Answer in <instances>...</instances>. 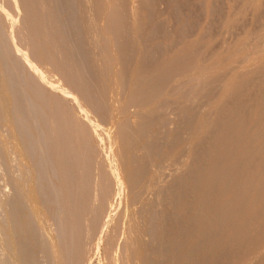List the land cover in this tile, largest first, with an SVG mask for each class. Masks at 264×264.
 Wrapping results in <instances>:
<instances>
[{
	"label": "bare ground",
	"instance_id": "1",
	"mask_svg": "<svg viewBox=\"0 0 264 264\" xmlns=\"http://www.w3.org/2000/svg\"><path fill=\"white\" fill-rule=\"evenodd\" d=\"M150 1L151 0H145L144 2L142 0H0V121L2 122V123H0V145H1L0 147L4 146L3 145L4 142H6V144H7L6 151H4V147H5L4 146L2 149L0 148V150H2V153L1 152L0 153H1L2 158L3 159L5 158V160H3V162L8 160V159H6V157L9 158V161L10 162H11V160L14 161L15 165L11 164L12 162L8 163V164H11V166H9L8 164L7 165L10 168L12 167V165H13V167L15 166L16 171H18V173H17L18 176H16V174H15L11 178V180L13 182L11 181V183H9L10 178L9 179L7 178L8 183L10 184V188L13 190L14 197L11 195L12 192L11 193L8 192L11 195L10 198H13V199L9 200V198H8L7 199L8 201L6 200L7 202H3V204H2V206L4 208H8L7 209L8 216H7L6 222L9 224V226H11V228H10V230H7V231H10V233H12L11 235L13 236V238H15L14 239L15 243L9 244L10 241H8L9 243L5 242V241L9 240V238L7 239V237H6L7 240L4 238L5 241H3L2 246H0V264H43L45 262H46L45 264H82V263H80V259H79V261H77L73 258L75 256L80 255L79 254L80 250L78 251L77 247H81L83 249H84V247L77 245L76 249H75L74 245L77 243L78 244L81 243V240L83 241V239H88V237H91L94 234H96V235L99 234V238L96 239L97 240V242H96L97 247L99 245H101V242H103V239H109L108 238L110 236L109 230L111 229V225H109L110 215L108 214V213H111L108 211L109 210V200L113 194L117 195L118 197H122L124 192H126V194H128L130 196L129 197L130 199L128 200V204L126 205V209L133 210V211H132V213H130L129 215L126 216V222L124 223V221H123L122 224H120L121 225L120 228L113 230L115 232L114 233L115 235H113V237L110 236L111 241L112 240L114 241V239L119 240V242L117 241L119 244L117 243V245H114L113 242H111V241L108 242V244H107L108 248H107V250L105 249V251H106L105 255L107 256L108 264H115V262H116V261L114 262L115 259L113 258V256H114L113 252L114 251L118 254L120 253V257L118 260L121 261V264H147V259H149V258L151 259L152 254H153V253H151V250H152L151 248H153V246H151V245L153 243V240H155V236L158 238L159 237L162 238L163 241L167 240L166 239V237H167L166 233L164 234V235H166L165 236L166 240L163 239L164 236L162 237L161 236L162 234L159 236L157 234V231L159 229L158 230H156V229L160 225L159 226L157 225L158 226V227L156 226L157 228L154 225H152L153 224L152 221L154 219L153 215L155 214L157 216L158 214L156 213V211H158V210L156 208L151 207V206H154L153 205L154 203H158V201H160L161 203L163 202V204L165 205L164 207L166 208V209L165 208L164 209L167 210V207H166L167 202L164 203V201H166L167 199H168V201L170 200L168 198L169 196L167 197L166 195H169V191L172 189V187L174 185H176V183H178L182 179V177L186 178L183 175H187V173L191 172V174L190 173L189 174L192 177V175L195 172L197 173L198 167L196 166L197 167L196 168L194 166L196 169L195 170V169H192L193 167L191 166V164H193V159H194L193 155H194V152L197 153V151H198L197 148L199 147V145H201V146L203 145L202 141H204L203 143L206 142V144H205L206 146L205 147L202 146L203 150L205 151L206 149H204V148L208 147L207 146L208 145L207 139H210L209 137L212 135L211 134L209 137L207 136L209 134L208 131L211 130V129H209L210 123L208 124V121H210L209 117H211V116L214 117L213 115L215 114V112L212 111L213 112L212 113V112L206 111V112H209L210 114L212 113L213 115L211 114V116H210V114H208L209 115L207 117V118H209V119H207L208 121L204 122V120H202L204 123H201L200 120H198L196 118V121L198 120L201 123L200 124L201 126L198 125V128L194 129V131H193V125L191 126L192 131L190 130V128L188 126L187 129L190 132L186 129V127H185V129L187 131H185V129H183L184 125L180 121L181 116L178 113L181 112L182 114L185 115L186 121L183 118L184 124H186V122L192 120L191 118H189V115H188L189 113H186L187 112L186 110L190 111L192 109L191 107H189V106H191L192 101L190 102V105H189V103L186 104L185 101L186 102L190 101L191 98L189 99V95H191V93H193L195 91V88H193L195 86L197 88V86L201 85L202 86L201 92L198 90L199 91L198 93H202V88H204L203 84L206 83V84H208L207 86H209V81H210L209 78L212 74L214 75V73L212 70L207 71V70L203 69L202 68L203 66L202 67L200 66L201 69H199L200 67L199 68L197 67V65H196L197 63L195 61H194V63H196V64H194V65H193V61H191L192 64H190V60L188 63L187 59L190 57V53L187 54L189 57L187 55L181 56V59L183 60L182 61L183 65H180L181 70L177 69V68H179V66H178L179 64L178 63H177L178 65L176 64V61H177L176 56L173 57V59L171 60V63H167V64H161L162 62L158 63L157 62L158 58L160 59V57L164 54V51L162 50L163 52L160 54V52L157 49H155V52H158L157 55L159 54L157 56L158 58H156V59H154V57H152V55H151V54L155 53V52L153 53V51H154L153 48H155L156 45H158L157 44L158 41H157V43H154L155 45H153V46H155V47L150 48L152 50V53H150L151 52L150 49H149L150 52L142 49L143 46L141 47L140 43H142V45L144 43H143V41L140 42L141 37L138 38L139 36H141V33H139V29H141V31H142L141 26H143L142 24L145 23L144 14H145V12L147 13L146 10L149 7H151L150 5H152V4H150L151 3ZM163 1L160 0L159 4H161V2H163ZM252 1H253V3L255 2L254 0H252ZM165 2L159 6L160 10H159V8H157L159 10L158 11L159 13H157V10L155 9L157 7V4L155 3V7L153 6L152 8L155 9L157 14L152 13V15L154 14V15L158 16V15H160V11H163V12H161V14L162 15H163V13L166 14L167 18L166 17L165 18L168 20V24L166 25V28L168 29L167 26H169V30H171L172 24H174L173 21H175L174 17H173L174 16L173 12H174V9L176 8V7L173 8V3L175 5L177 0H176V2L174 0H168V2H167L168 4L166 3L168 6L165 4ZM144 6L146 7V10L143 13V7ZM162 6H163L164 10L161 8ZM188 6H190V5H188ZM145 7H144V9H145ZM236 8H238V7H236ZM154 9H152V10H154ZM215 9H217V8H215ZM152 10L150 9L151 12H152ZM184 10H186V9H184ZM245 10L247 11V9H245ZM261 10L264 11V9H261ZM189 11H190V9H189ZM149 12H148V15H149ZM201 12H202V10H201ZM180 14H179V16H180ZM259 14L261 15V13H259ZM260 15H258V16H260ZM261 16H263V15H261ZM160 17H161V15H160ZM259 18H261V17H259ZM179 19H180V17H179ZM184 19H185V17H184ZM150 21H151V19H150ZM184 22H185V20H184ZM245 22H247V21H245ZM156 24H157V22H156ZM160 24H162V23H160ZM185 24H187V23H185ZM144 25H146V23ZM240 25H243V23ZM248 25H249V23H248ZM263 25L264 24H262L261 28L262 27L264 28ZM184 26L186 27V25H184ZM184 26H183V28H185ZM187 26H190V25H187ZM252 26H254V25H252ZM152 27H154V25ZM193 27H194V25H193ZM210 27H212V26H210ZM258 27H260V25ZM157 28H160V27H157ZM161 28H163V27L161 26ZM183 28H182V30H183ZM233 28H235V27H233ZM240 28H239V30H240ZM174 29H176V28H174ZM174 29H172V30H174ZM227 29H228V27H227ZM146 30H148V29H146ZM149 30H150L149 31L150 33L148 32V34H147L148 36H151V34H154L153 32H155V31H152L151 28ZM159 30L160 29H158V32H159ZM245 30H246V28H245ZM164 31L166 33V34L164 33L165 35H167V33H169L167 30H164ZM171 31L169 33V36L171 34ZM180 31H181V29H180ZM145 32L146 31L144 30L143 36H146V34L144 35ZM241 32H243V31L241 30ZM254 32L257 33L258 31L255 30ZM155 33L156 34H154V35H157V36L152 35V37H149V38H151V39L153 37L157 38L158 34L161 33V31L159 33H157V32H155ZM183 34H185V33L183 32ZM187 34H186V36H188ZM195 34H196V31H195ZM231 34L234 35V33H231ZM252 34L249 33V36ZM203 35L204 34H202V36ZM173 36H174V34L172 33L171 38L170 37H167V38L172 39ZM206 36H205V38H206ZM238 36H240V35H238ZM253 36H254V38L256 37L255 34ZM159 37H158V39H159ZM174 38L175 39L173 42L176 44L177 41L175 42V40H178V39H176V36H174ZM250 38H251V36H250ZM139 39H140V41H139ZM257 40H260L259 37L257 38ZM148 41H150V39ZM174 43H172V44L174 45ZM178 43L181 44V42H178ZM185 43H187V42H185ZM248 43H249V41H248ZM161 44H164V43H161ZM169 44H171V43H169ZM224 45H227V44H224ZM258 45H260V48L259 49L253 48L254 50H252L251 54L259 56L260 53H264V37H263L262 42H260V43L258 42ZM161 46L163 47V45H161ZM168 46H170V45H168ZM176 46H177V44H176ZM176 46L174 45L173 48H175ZM231 46H232V44H231ZM253 46H251V48ZM145 47H149V46L146 45ZM158 47H160V46L158 45L156 48H158ZM242 47H241V49H242ZM246 47L247 46H245V49H246ZM173 48H172V50H173ZM237 49L240 50L239 48H237ZM166 50H169V47ZM169 51H171V49ZM169 51H168V53H169ZM191 52H192V50H191ZM206 52H209V51H206ZM234 52L233 53L236 54V51H234ZM155 55H156V53H155ZM155 55H153V56H155ZM202 56H204V55H202ZM253 57H255V56H252V58ZM192 58H194V56ZM246 58H248V57H246ZM196 60H198V59H196ZM239 60H240V58H239ZM200 62H201V60H200ZM251 62H252V60H251ZM259 64H257V65H259ZM176 66H178V67L176 68ZM255 66L256 65H254V66L252 65L250 67L247 66L250 68V69L248 68V71H249L248 73H250L253 70V69H251V67H253L254 70H256ZM195 67H197L199 70H198V75L196 76V78H193L192 73L195 69H197ZM210 69H208V70H210ZM259 69L260 68H258V71H259ZM175 70H177L176 71L177 75H175V73H176V72H174ZM244 73H245V71L243 72V74ZM240 74L241 73H237V78H236L237 80L241 77V75H243V74H241V75ZM222 75H223V73H222ZM222 75L220 74V76H222ZM238 75H239V77H238ZM260 75H261V73H260ZM251 77H252V75H251ZM253 77L255 78V75ZM261 77L262 76H260V78ZM224 78L226 79V77H224ZM224 78H222V79H224ZM222 79H220V80H222ZM236 79H234V81L230 84V86H229L230 82H227L228 80H225V81L223 80L224 81V84L222 83L224 86L223 88L225 89V88L231 87L233 89L235 86H238V88H239V84L241 81L239 82L238 85H236L237 84ZM247 80L248 79H246V81ZM249 80H251V79H249ZM255 80H257V79H255ZM260 80H262V79H260ZM230 81H232V80H230ZM262 81H264V79ZM217 82H216V84H217ZM245 82H244V84H245ZM219 83H218V85H219ZM257 84H258V82L256 83V86H257ZM261 86H262V84H261ZM217 87H219V86H217ZM217 87H216V89H217ZM246 88H247V86H246ZM257 88H255V89H257ZM181 90L183 92H185L184 94H186L188 96V100L184 101L183 100L184 98H180V97H179V99H177V97H178L177 91L181 92V94H182L183 92ZM220 90H221V88H220ZM225 90H227V89H225ZM243 91H241V92H243ZM261 91H264V89L263 90L261 89ZM203 92H205V91H203ZM210 92H212V91H210ZM236 92H238V90ZM217 93H219V92H217ZM232 93H234V92H232ZM178 94H180V93H178ZM194 95L195 94L193 93V96ZM235 95H236L235 97L239 96L237 93ZM253 95H255V94H253ZM253 95L251 94V97H253ZM207 96L208 95H206V97ZM241 96H243V95H241ZM195 97H197V96H195ZM198 97H199V95H198ZM204 97H202V95H201V98H204ZM212 97H213V95L211 96V98ZM185 98H187V97H185ZM180 99H182L184 101L182 103L183 104L185 103V108L182 107L183 106L182 104L178 103V100H180ZM250 99H252V98H250ZM263 99L264 98H262V101H263ZM192 100H195V99H192ZM201 100H203V99H201ZM201 100H199V101H201ZM256 100H257V98H256ZM242 101H244V100L242 99ZM249 101L251 102V100H249ZM204 102H205V99H204ZM207 102H209V101L207 100ZM180 103H181V101H180ZM231 103H232V105L237 104V102H232V101H231ZM209 104H211V103H209ZM254 104H256V103H254ZM186 105H188L187 108H191V109H187ZM208 106H207V108H208ZM201 107H199V108L201 109ZM241 107L244 108L243 105ZM216 108H218V107H216ZM223 108H224V106L222 107V110H223ZM234 108H235V106H234ZM237 108H238V106H237ZM180 109H182V111ZM200 109H198V110L201 111L202 109L201 110ZM232 110H233V108H232ZM236 110L238 111V109H236ZM242 110L243 109H241V111ZM263 110H264V108H263ZM183 111L185 113H183ZM193 111L197 112V114H198V111L196 109ZM217 111H219V110H217ZM223 111H221V112H223ZM245 111H248V110L246 109ZM245 111H244V113H245ZM252 111H251V113H252ZM259 111H262V110L260 109ZM158 112L160 113V115H158V117H157L156 115ZM195 112H192L190 114L194 115L193 113H195ZM225 112H227V111H225ZM225 112L222 113V114H224L223 116H225ZM229 112H231V111L229 110ZM228 113H227V115H228ZM246 113H248V112H246ZM153 115H154V117H153ZM206 115H207V113H206ZM240 115H241V113H240ZM252 115H253V113H252ZM261 115H262V112H261ZM177 116H178V118H177ZM242 116H241V119L243 118ZM160 117H162V120ZM218 117L219 116H217V118ZM248 117H249V115H248ZM176 118L179 119V122L177 121L179 124L178 126H176V124H177ZM187 118H189V119H187ZM235 118H237V117H235ZM204 119H206V118H204ZM259 119H260V117H259ZM223 120L225 121V119H223ZM224 121H223V125H224ZM239 121H240V119L238 117L237 122H239ZM150 122L155 123V125L153 123H151L152 127H153V125L154 126L157 125V127L155 128L156 131H157V129H159L158 124L160 122L161 123L164 122L163 125H165V127H167V128H164L165 131L167 132V136H169L168 138H174V140H173L174 142H178L180 144V142H182L184 140V139L180 138L181 136L180 137L178 136V138H180L179 140H182V141H178V138L175 137L178 134L177 133L178 131H181V133L182 134L184 133V135L187 132L185 139L188 140L187 137L189 136L188 137L189 141H187V143H185L186 147H185V145L181 146V147L185 148L184 150H186V151L183 150L184 151L183 152L181 149V151L183 152L182 153L179 150L182 153V156H180L181 154L177 155V156H179V158L181 157L182 159L181 158L180 159L182 161L181 162L179 161V163H178L179 159H176L177 160L176 163H178L177 165H176V163L174 164V161H173V159L176 156V153L174 151L170 150L171 148H175V147L177 148V146H176L177 143L175 144L173 142L174 143L173 144L171 141V145L173 144V146H175V147H172V146L170 147V144H168L170 147V149H168L170 151V153H167V155L164 154L165 157L162 156L163 158H161V159L165 158L164 160L166 163H164L163 165H165V164L166 165L164 166V170H162L163 168H161V170H160L162 163L160 164L158 162L159 165H157V167L161 165L160 167H158L161 172L159 170L157 172L155 170H154L155 172L154 171H152L153 173L151 172V174L157 173L155 175H158V172L160 173L159 177L157 176L158 179L156 181V184L155 185L151 184L152 186H148V185L146 186V183L143 182V183H145V185H144L145 187L143 188L142 181L144 179H143L142 175L145 176V174H143L142 171H143V169H145V171H146L147 166L152 165L153 161L151 160L152 163L150 164L149 160L151 158L149 159L148 156L149 155L150 156L155 155V153L153 154L152 150H154L153 146L157 145V144L156 145L154 144V143H156L154 141L148 142L149 140L152 139L151 138L152 135L149 134V132H151L152 129H150L149 132L145 129H146L147 125H149ZM243 122H244V120H243ZM180 123H182L181 126L183 128L180 126ZM216 123H218V122H216ZM233 123H235V122H233ZM220 124H221V122H220ZM227 124H225V125H227ZM103 125L109 126L110 131L105 130ZM237 125H238V123H237ZM253 125L250 127H253V128L257 127V129H258V126H259V128L261 130L264 129V128H261L260 125L255 126L256 121ZM159 126H162V125L160 124ZM179 126H180V128H179ZM214 126H213V128H214ZM238 126H240V125H238ZM262 126L264 127V125H262ZM177 127H178V129H177ZM217 127L218 126H216V129H217ZM226 127H228V126H225V128ZM243 127H244V125H243ZM221 128L223 131L224 127L221 126ZM231 128H230V131H231ZM160 129L161 130H158V131H160V133H161V131L163 133H165L164 129L162 127H160ZM174 129L177 131L176 134H175ZM195 130H196V132H195ZM213 130H212V132H215ZM218 130H220V128ZM261 130L258 131V133L255 136H253V134H252V136L255 138H256V136H258L259 138H261L259 136L260 134L263 133ZM145 131L148 132V134L150 135L149 136L150 138H149V140H146L145 144H143V143H140V141L143 139V137L145 135H147V133ZM158 131L156 134H158ZM244 131H242L240 133H244ZM246 131L247 132L249 131L248 133L250 134V129L246 130ZM255 131H253V132L256 133ZM11 132H13L15 135ZM155 132L154 133L151 132L153 134V136H152L153 139L155 136H156L155 137L156 139L158 137L164 136L163 133H161L163 135H161L159 133L158 134L159 136L157 137V135H155ZM209 132L211 133V131H209ZM144 133H145V135H144ZM182 134H180V132H179L178 135H182ZM233 134H234V132H233ZM233 134H232V137H234ZM218 135L219 134H217L216 137H218ZM229 135H231V134H229ZM140 136H142V137L139 141ZM165 136H166V133H165ZM206 136H207V138H205ZM252 136H250V137H252ZM261 136H263V134ZM166 137H165V139L162 137L165 140V142H167ZM228 137H231V136H228ZM250 137H248V138H250ZM147 138H148V136H147ZM162 138H161V140H163ZM168 138H167V140H170ZM204 138L206 140H204ZM223 138H225V137H223ZM226 138H227V136H226ZM252 138L249 139V140H251L250 142H253ZM245 139H246V137H245ZM158 140L160 141L159 138H158ZM158 140H156L157 143H160L161 141L158 142ZM253 140H255V139L253 138ZM199 141H201V144H199L200 143ZM221 141L222 140H220V143H221ZM226 141H227V139H226ZM241 141H243V140L241 139ZM165 142L162 143V144H165V145H162V147L166 146L168 148V145ZM222 142H225V141H222ZM148 143H150V145ZM151 143H153L152 147H151ZM220 143L218 141L219 145H220ZM222 144H224V143H222ZM158 145H160V144H158ZM158 145L156 146L155 150H157ZM18 146L21 147V151L17 150ZM202 147L198 148V149L201 150ZM213 147H215L214 144H213ZM229 147H231V146H229ZM158 148H160L159 150H161V152H158V154L162 153L161 146H159ZM251 148L254 149V147H251ZM256 148H258V147L256 146ZM213 149H216V148H213ZM253 149H252V151H253ZM149 150H151V151H149ZM220 150H221V148H220ZM142 151L144 152V154H142ZM146 151L148 153L151 152L148 155L146 154L147 159H149L148 160L149 163L146 161V158H145V156H146L145 152ZM204 151H202V153ZM256 151H257V149H256ZM154 152H156V151H154ZM229 152H230V150H229ZM204 153H207V150ZM140 154H142V155H140ZM162 154L158 155L159 157L157 156V154L155 156L157 157V159L159 158V160H160V157ZM197 154L199 157V154L201 155V152L198 151ZM207 154H209V153H207ZM214 154H216V153H214ZM214 154H213V157H214ZM139 155L142 156L143 159L145 158L144 160L147 163H143V164L145 166L148 164L146 166V168H144L145 166L143 167V164H140L141 163L140 161H139V164H137V159H139V157H140ZM203 155L200 156L202 159L204 157ZM245 155H247V154H245ZM177 156H176V158H178ZM194 157H197L196 154ZM200 157L198 158V164L201 163V161H199ZM207 157H208V155H207ZM223 157H224V155H223ZM231 157H233V156H231ZM249 157H251V156H249ZM142 158L140 159L141 161H143ZM205 158L206 157H204V159ZM196 159H194L195 162H196ZM202 159H200V160H202ZM255 160H257V159H255ZM255 160H254V163H255ZM261 160H263V159H261ZM160 161H163V160H160ZM203 161L206 162L205 160H202V162ZM239 161H237V163ZM221 162H224V161H222V159H221ZM246 162H243L241 164L245 165L244 163H246ZM206 163H204V164L206 165ZM4 164L6 165L5 162H4ZM153 164H156V162ZM204 164H203V167L199 164V166L202 167L204 170L202 168H200L202 170L198 169V171H200V172L201 171L202 172L207 171L208 168L205 167ZM1 165H2V163H1ZM171 165H173V166L175 165V167L172 166L173 167L172 168ZM193 165H196V164H193ZM215 165H216V163H215ZM216 166L219 167L220 165H216ZM9 167L4 169L1 166L0 168L4 169L3 171H6V169L10 170ZM13 167H12V169H13ZM153 167L155 168V166H151L152 169H154ZM205 168H207V169L205 170ZM225 168H226V166H225ZM12 169L10 171H6L7 173L6 172L5 173L8 175V172L10 173L12 171ZM149 169L150 168H148L147 171H149ZM213 169H215V168L213 167ZM216 169H218V168H216ZM216 169H215V171L217 172ZM193 170H195L194 173H193ZM227 170H229V169H227ZM13 171H14V169H13ZM147 171H146V174L148 175L150 173V171H149V173ZM163 171H164V174H163ZM237 171H239V170H237ZM237 171H236V174H237ZM15 172H13L12 174H14ZM216 172H213V173H216ZM261 172L263 173V171H261ZM199 173H198V175H199ZM213 173L211 172V174H210V172H209L208 174L212 175ZM228 173H229V171H228ZM12 174L10 173L9 175H12ZM195 174L193 175V177L195 176ZM234 174H235V172H234ZM202 175H204V173H202ZM206 175H207V173H206ZM219 175H221V173ZM233 175H231V176H233ZM14 176H16L17 179ZM190 176H189V178H190ZM197 176H195V178L201 179V177H202L201 173H200L201 177H197ZM224 176H222V177H224ZM231 176H228V177H231ZM238 176H239V174H238ZM256 176H255V178H256ZM9 177H11V176H9ZM13 177L16 180H14ZM204 177H205V179H207L206 176H204ZM204 177H203V179H204ZM207 177H208V175H207ZM234 177H236V176H234ZM148 178H150V179L147 180V184L149 183L148 181L151 180L152 177H148ZM210 178H212V177H210ZM214 178H216V177H214ZM31 179L35 180L36 192H38L40 194V195H38V197L39 198L42 197L45 205L47 204L46 206L49 205V208L48 207H46V208H47L48 212L51 210V213H52L51 214L52 217L50 216V219L53 220L52 221L53 224H52L51 228L50 227L47 228L45 226V223H44V225H42L41 221H40L41 222L40 223L36 220L35 217H33L32 213H31V209H30V204L28 203L27 198H24L26 196H23L24 187L27 186V184L30 182ZM154 179H152L151 181H153ZM235 179L236 178H234V180ZM184 180H182L183 182L180 181L181 184L182 183L184 184ZM188 180H190V179H188ZM211 180H209L208 183ZM195 181L198 182L199 180L195 179ZM204 181H206V180H204ZM228 181H230V180H228ZM1 182H2V180H1ZM6 182H4V183H6ZM180 182H179V186H180ZM200 182L202 183L201 180H200ZM205 183H204V185H205ZM208 183H207V187H209ZM219 183H220V181H219ZM252 183L254 185L255 181ZM183 184L181 186L184 187V185L186 183L184 185ZM193 184H194V182H193ZM227 184L228 183H226V185ZM241 184L242 183H239V184H237V186L241 185ZM243 184H245V183H243ZM149 185H150V183H149ZM202 185L203 184H201L199 187H201ZM211 185H213V183H211ZM214 185H216V184H214ZM192 186H194V185H192ZM224 186H225V183H224ZM241 186H244V185H241ZM259 186L260 185H258V187ZM186 187L188 188V186H186ZM197 187H195L194 189L199 190L198 192H200V193L201 192L204 193L203 190L205 189L206 186H204V188H202V189L201 188L199 189V187L198 188ZM213 187L216 188L215 186H213ZM239 188L241 189V187H239ZM178 189H180V188H178ZM183 190L181 189V191H183ZM223 190H225V189H223ZM237 190H239V189H237ZM246 190L249 192L250 188H249V190L248 189H246ZM253 190L254 189L252 188V191ZM189 191H190V189H189ZM212 191H214L213 188H212ZM227 191H229V190H227ZM242 191L243 190H241V192ZM192 192L193 191L191 189V191L189 193H192ZM205 192H206L205 193V195H206L207 191H205ZM217 192H218V190H217ZM233 192H236V190ZM250 192H251V190H250ZM175 193H177V195L175 194L177 197L180 195H181L180 197H182V195H183V194L178 195L179 191L175 192ZM203 193H201V195ZM224 193H225V191H224ZM172 194L174 195V192H172ZM172 194H170V195L172 196ZM213 194H214V192H213ZM1 195H2V192H1ZM1 195H0V198H1ZM223 195H225V194H223ZM233 195H236V194H233ZM8 196H6V197H8ZM163 196H166V198H163ZM203 196H204V194H203ZM239 196L241 197V195H239ZM257 196L259 197L260 193ZM180 197H178V198L180 199ZM237 197H235V198H237ZM250 197H252V196H250ZM187 198H188V196H186V198H185L186 201H187ZM173 199H175V197ZM182 199H183V197H182ZM199 199H202V198H199ZM232 199H234V198H232ZM232 199H231V201H232ZM255 199H257V198L255 197ZM36 200H37V198H36ZM257 200H259V199H257ZM37 201H39V200H37ZM120 201H122L121 198H120ZM125 201H126V198H125ZM175 201H177V199H175ZM201 201L202 200H200V202ZM204 201L205 200H203L202 202L204 203ZM188 202H190V201L188 200ZM200 202L198 201V203H200ZM202 202L199 204L200 207L203 204ZM239 203H241V202H239ZM160 204H158V205L155 204V206L156 205L159 206ZM171 204H173V203H171ZM242 204H243V202H242ZM43 205H41V207ZM169 205L170 204L168 203V208L170 209L171 205L170 206ZM223 205L225 206V204H223ZM174 206H176V205H174ZM174 206H172V207L174 208ZM187 206H192V204L187 205ZM205 206L207 207L206 204H205ZM43 207H44V209H46L45 206H43ZM200 207H199V210L201 209ZM262 207H260V208H262ZM0 208H1V205H0ZM173 208H172V210H173ZM176 208H177V206H176ZM238 208L240 211L241 208L237 207V209ZM48 209H50V210H48ZM118 209L116 210L115 213H113L114 212L113 211L112 215L116 216ZM151 209L152 210L156 209L154 214L152 213L154 210L152 211ZM162 209L160 210V207H159L160 212L165 211L164 209L163 210ZM188 209L190 210V208H187V210ZM202 209H204L203 205H202ZM202 209H201V211H202ZM206 209H204V210H206ZM224 209H225V207H224ZM231 209H233V208H231ZM237 209H236V211H237ZM249 209H251V208H249ZM262 209H264V208H262ZM217 210H219V209H217ZM243 210H244V208H243ZM176 211H177V209H176ZM219 211H217V213H215V215L218 214ZM165 212H167V211H165ZM227 212H228V210H227ZM243 212H245V211H243ZM261 212H264V211H261ZM2 213H4V212H2ZM168 213H169V210H168ZM170 213H173V212H170ZM187 213L188 212H186V214ZM201 213H203V212H201ZM225 213H226V210H225ZM232 213H234L233 210H232ZM256 213L258 215V212H256ZM151 214H153V215H151ZM181 214H183V213H181ZM181 214L179 217H181ZM160 215H162V214H160ZM163 215H168V214L163 213ZM173 215H171V216H173ZM189 215L187 214V216H189ZM202 215H204V214H202ZM215 215L211 214V216H215ZM192 216H190V217H192ZM206 216H208V215L206 214ZM220 216L221 215L219 214V217ZM228 216H230V215H228ZM251 216L252 215H250V218H251ZM41 217H42V215H41ZM197 217H198V215H197ZM230 217H232V216H230ZM18 218L20 219L19 221H18ZM187 218H188L187 220L192 219L189 217H187ZM211 218H213V217H210V219ZM104 219H105V221H103ZM198 219H199V217H198ZM204 219L206 220L205 217H204ZM210 219L208 220L209 225H210ZM219 219H217V220H219ZM172 220H173V218H172ZM172 220H171V222H172ZM184 220H186V219H184ZM205 220H203V222ZM224 220H226V219H224ZM255 220H257V219H255ZM155 221L156 220L154 219V222ZM168 221L170 222V219ZM100 222H102V223H100ZM187 222L189 223L190 221H187ZM187 222H185V224ZM192 222H193V219H192ZM224 222H222L223 225H224ZM243 222H245V221H243ZM193 223H195V221ZM193 223H190L189 225H191V224L193 225ZM1 224H3V222ZM46 224H48V223H46ZM155 224H156V222H155ZM177 224H179V223H177ZM197 224L199 225L198 222H197ZM205 224H208V223H205ZM211 224H213V223H211ZM218 224L220 226L221 223L218 222ZM246 225H248V223ZM139 226H141V227L143 226V227H145V229L146 228L147 229L144 231L142 230L143 232L140 234L141 230L140 231L138 230V228H140ZM167 226H169V225H167ZM180 226H182V225L180 224ZM221 226H222V224H221ZM224 226H226V225H224ZM116 227H119V226H116ZM236 227L238 228V226H236ZM177 228H179V226ZM205 228H206V226H205ZM231 228H232V226H231ZM242 228H243V226H242ZM248 228H250V227H248ZM6 229L7 228H5V231H6ZM163 229H164V227H163ZM163 229L161 228V230H163ZM174 229H175V227H174ZM222 229H225V227ZM135 230H137V231H135ZM168 230H169V228H168ZM180 230L181 229H179V231ZM187 230H189V228ZM217 230H218V228H217ZM93 231H95V233ZM155 231H156V233H155ZM214 231H216V230H214ZM242 231H243V229H242ZM244 231H246V230H244ZM170 232H169V234H170ZM236 232H238V231H236ZM236 232L234 234H236ZM163 233H164V231H163ZM184 233L185 232H182V237H184V239H186L185 236H183ZM219 233H222V232H220L218 230V235H219ZM2 234H3V232H2ZM179 234H181V233H178V235ZM186 234H188V233H186ZM262 234H264V233H262ZM5 235L2 236V240H3V237H5ZM18 235L23 236V238L19 239L18 237H20V236H18ZM53 235H54V238L52 237ZM190 235L193 236V233H190L188 236L190 237ZM216 235L214 234V236H216ZM240 235H242V234H240ZM258 235L260 236L261 233ZM210 236H211V234H210ZM230 236H229V238H230ZM233 236H235V235H233ZM94 237H96V236H94ZM242 237H244V236H242ZM158 238H156V239L158 241H160V239H158ZM180 238H181V236H180ZM191 238H193V237H191ZM204 238H206V237H203L202 240ZM253 238H254V236H253ZM92 239H94V238L92 237L91 239H88V240L92 241ZM175 239H177V238H175ZM230 239H232V237ZM230 239H229V241H230ZM149 240L151 242V245H149L150 243H148V242H147V244H145L146 247L149 246V247H147L146 252L148 251V248L151 247L150 248L151 250L149 249L150 253H148V256H149L148 257L147 253L145 251H144L145 254L139 253L138 244H140V242L146 243V241H149ZM207 240L209 241V239H207ZM222 240H220V241H222ZM239 240H241V239H239ZM197 242H199V241H197ZM197 242H195V243H197ZM205 242H207V241H205ZM262 242L264 243V240ZM114 243H116V241ZM154 243H155V241H154ZM160 243H162V242H159L158 244H160ZM168 243H169V241H168ZM177 243H179V242H177ZM213 243H215V242H213ZM90 244H88V245H90ZM156 244H157V242H156ZM179 244H181V243H179ZM203 244H205V243H203ZM208 244H209V242L207 243V245ZM226 244H228V243L226 242ZM88 245H85V246H88ZM163 245H165V244H163ZM166 245H167V243H166ZM173 245H175V244L173 243ZM182 245H181V248L186 247V246L183 247ZM199 245L201 247V244H199ZM143 246H144V244H143ZM143 246L140 245V248L144 250ZM155 246L157 247V245H155ZM204 246L205 245H203L202 247H204ZM97 247H96V250H97ZM161 247L162 246L157 247V248H160L159 250H161ZM166 247H165V249H166ZM168 247H170V246L168 245ZM190 247H192V246H190ZM210 247H212V246L210 245ZM163 248H164V246H163ZM163 248L161 251H163ZM195 248L196 247L193 246V250ZM165 249H164V251H165ZM224 249H222V250H224ZM237 249H238V247H237ZM87 250H88V248H87ZM154 251L156 253L158 252L157 249H154ZM173 251H175V250H173ZM39 252L41 255V256H39L40 258L38 256L36 257V253H39ZM189 252H192V251H188V253ZM196 252H195V254H196ZM227 252H230V251L227 250ZM247 252H246V254H248ZM159 253H160V251H159ZM168 253L170 255V251ZM179 253H181V252H179ZM193 253H191L192 257H193ZM199 253L201 254L202 252H199ZM206 253H207V251H206ZM81 254H83V253H81ZM195 254H194V256H195ZM169 255H168V257L171 256V255L170 256ZM184 255H182V256H184ZM201 255H203V254H201ZM222 255H223V253H222ZM224 255H226V254L224 253ZM227 255H229V254L227 253ZM160 256L161 255H159V258H160ZM174 256H176V255H174ZM209 256H211V255H209ZM245 256H247V255H245ZM81 257H82V255H81ZM87 257H88V254H87ZM237 257H238V255H237ZM259 257H257V259ZM262 257H264V256H262ZM70 258L72 259V262H70L71 261ZM83 258H85V256ZM83 258H81V260ZM207 258H209V257H207ZM225 258H227V257H225ZM200 259H202L201 256H200ZM218 259H216V261H215L216 263H218L217 262ZM223 259H224V257H223ZM73 260L76 262H73ZM204 260L208 261V259H205V258H204ZM149 261H152V260H149ZM154 261H155V259H154ZM197 261H198V259H197ZM240 261H242V260H240ZM165 262H166V260H165ZM192 262H193V260H192ZM199 262H201V260ZM211 262H212V260H211ZM225 262H227V261H225ZM225 262H224V264H225ZM231 262H229V263H231ZM173 263H175V262H173ZM206 263H208V262H206ZM151 264H153V263H151ZM169 264H170V262H169ZM178 264H179V262H178ZM187 264H188V262H187Z\"/></svg>",
	"mask_w": 264,
	"mask_h": 264
},
{
	"label": "rangeland",
	"instance_id": "2",
	"mask_svg": "<svg viewBox=\"0 0 264 264\" xmlns=\"http://www.w3.org/2000/svg\"><path fill=\"white\" fill-rule=\"evenodd\" d=\"M143 2L145 1V0H142ZM161 1H163V0H161ZM166 1V2H165ZM175 2H176V0H174ZM188 1V2H187ZM191 1V2H190ZM242 1V2H241ZM177 0V2L175 3V5H174V3H173V8L174 7H176L175 9H174V12H173V14H174V20L175 21H173L174 22V24H172V29H174V28H176V29H174V30H169V26H167L168 27V29L166 28V25L168 24V20L166 19L167 18V15L166 14H164L163 13V15L161 14V12H163V11H160V15H161V17H160V15H158V16H156V15H152V13H155V14H157V13H159L158 11L160 10V5L162 4V3H164L165 2V4L168 2V0H164L163 2H161V4H159L160 3V0H151L150 2V4H152V5H150L151 7H149L151 10L152 9H154V8H152L153 6L155 7V3L157 4V7L155 8L156 10H157V13H156V11H155V9L154 10H152V12L150 11V9L148 8L147 10H146V7H145V9H144V7H143V13L145 12V10L147 11V13L145 12V14H144V18H145V23H146V25H144L145 23H143L142 25L143 26H141L142 27V31H141V29H139V33H141V36H139L138 38H140L141 37V41H140V39H139V41L140 42H142L143 41V45H142V43H140L141 44V47H142V49H144L145 51L147 50L148 52H150V48H153V47H155V46H153V45H155L154 43H157V41H158V45L161 47H158V48H156L158 45H156V47L155 48H153V53L155 52V49H157L159 52H160V54L164 51V54L160 57V59L157 57L158 55H157V53L158 52H155L156 53V55H155V53L154 54H151L152 55V57H154V59H156V58H158V63H161V64H167V63H171V60L173 59V57L174 56H176L177 57V61H176V64L179 66V68H177L178 66H176V68L178 69V70H181L180 69V65H183V60L181 59V56H185V55H187V54H189L190 53V57L187 59L188 60V63H189V60H190V64H192L191 63V61H193V65L194 64H196L197 65V67L199 68L200 66L203 68V69H205V70H207V71H213V73H214V75L212 74L211 76H210V78H209V86H207L208 84H203V87L204 88H202V93H198L199 91L201 92V85L200 86H197V88H196V86L195 87H193V88H195V91L193 92L195 95L193 96V93H191V95H189V99H190V101L188 102H186L185 100H188V96L186 95V94H184L185 92H183L182 90V94H181V92H179V91H177V95H178V97H177V99H179V97L180 98H184L183 100L185 101V103L186 104H188L189 103V105H190V102H191V106H189V107H191V108H187L188 107V105H186V108L187 109H191L190 111L189 110H186L187 112L186 113H189L188 115H189V118H191L192 120H190V121H188V122H186V124H184V122H183V118H184V120L186 119L185 118V115L184 114H182L181 112L180 113H178L180 116H181V119H180V121L183 123V125H184V128L181 126V124L182 123H180V126L183 128V129H185V127H186V129H187V127L189 126V128H190V130L192 131V128H191V126L193 125V131H194V129H197L198 128V125H200L201 123H204L205 121H208L207 119H209L210 118V121H208V124H209V129H211V130H209V131H211V133L208 131V137L210 138V139H207V142H208V147H206V148H204V149H206L207 150V153H209V154H207V153H204V152H206V150L204 151L203 150V147H205L206 145V142L205 143H203L204 141H202V146L201 145H199V147L198 148H201L202 147V151H204L203 153H202V151L200 150V149H198L197 148V150L199 151V152H201V155H203L204 157H206L205 159H204V157H203V159L200 157L201 155L199 154V157H200V159H202V160H205L206 162H202V160H200L199 159V161H201V163H199L202 167H203V164L204 163H206V165H205V167H207V168H205V170L207 169V171H204V172H200V171H198V169H200V168H202V167H200L199 166V164H198V151H197V153H195L194 152V155H193V158L194 159H196L197 157V159H196V162H195V160L193 159V164H196V165H193V164H191V166L193 167L192 169H195V167L197 166L198 167V169H197V173L195 174L194 173V171L196 170H193V173L195 174V176H197L198 175V173L200 172L201 173V176H200V173H199V175L197 176V177H201V179L200 178H195V176L193 177V175H192V177L190 176V174H191V172H189V173H187V175H183L184 177H186V178H183L182 177V179L180 180L181 182H183L182 180H184V184L186 185V186H188V188L184 185V187L183 186H181L182 184H181V182H180V186H179V182L178 183H176V185L178 186H176V185H174L173 187H172V189L169 191V195H166L170 200V202L168 201V199L166 200V201H164V203H166L167 202V205H166V207H167V210H165L166 208L164 207L165 205L163 204V202L161 203L160 201H158V203H154L153 205L155 206V204H160L159 206H151V207H153V208H156L158 211H156V209H151L153 212V214L155 213V211H156V213L158 214L157 216L154 214H151V215H153V218L156 220L155 222H156V224H155V222H154V219H153V221H152V225H154L155 227L158 225H160L156 230H158L157 231V234H158V236L159 235H161L162 237L164 236V238L163 239H165V236L167 235V237H166V241H163L162 240V238H158V237H156L155 236V240H153V243H154V241H155V243L153 244L152 243V245H151V242H150V240L149 241H146V243H144V242H140V244H138V246H139V253L140 254H145V252H146V250H147V247H149V246H145V244H147V242L148 243H150L149 245H151V246H153V248L154 249H157V253L154 251V249L153 248H148V251L146 252L147 253V256H148V253H150L149 252V249L151 250V253H153L152 254V257H151V259L149 258V259H147V264L149 263V264H151V263H153V264H169V262H170V264H178V262H179V264H187V262H188V264H224V262L225 261H227V262H225V264H264V257H262V256H264V243L262 242L263 240H264V234H262V233H264V212H261V211H264V209H262V208H264V129L263 130H261L260 128H259V126H258V129H257V127H250V126H252L254 123H255V121H256V125L255 126H257V125H260V127L261 128H264L262 125H264V110H263V108H264V99H263V101H262V98H264V91H261V89L263 90L264 89V81H262L263 79H264V53H260L259 54V56H257V55H253V54H251L252 53V50H254L255 48H257V49H259L260 48V45H258V42L260 43V42H262L263 41V37H264V28L262 27L261 28V26H262V24H264V11L263 10H261V9H264V0H254L255 2L253 3V1L252 0ZM158 2V3H157ZM186 2V3H185ZM194 2V3H193ZM247 2V3H246ZM185 3V4H184ZM189 3V4H188ZM200 3V4H199ZM238 3V4H237ZM251 3V4H250ZM168 4V3H167ZM166 4V5H167ZM178 4V5H177ZM181 4V5H180ZM198 4V5H197ZM203 4V5H202ZM216 4V5H215ZM241 4V5H240ZM251 6H250V5ZM263 4V5H262ZM165 5V6H166ZM184 5V6H183ZM188 5H190V6H188ZM194 5V6H193ZM168 6V5H167ZM186 6V7H185ZM198 6V7H197ZM220 6V7H219ZM224 6V7H223ZM233 6V7H232ZM238 7V8H236V7ZM185 7V8H184ZM204 7V8H203ZM223 7V8H222ZM250 7V8H249ZM157 8H159V10L157 9ZM163 10H164V8H163V6L161 7ZM168 8V7H167ZM192 8V9H191ZM215 8H217V9H215ZM219 8V9H218ZM234 8V9H233ZM259 8V9H258ZM170 9V8H169ZM184 9H186V10H184ZM189 9H190V11H189ZM202 10V12H201V10ZM224 9V10H223ZM233 9V10H232ZM245 9H247V11L245 10ZM258 9V10H257ZM150 12H149V11ZM173 10V9H172ZM205 10V11H204ZM243 10V11H242ZM252 10V11H251ZM179 11V12H178ZM183 11V12H182ZM211 11V12H210ZM213 11V12H212ZM220 11V12H219ZM258 11V12H257ZM263 11V12H262ZM148 12H149V15H148ZM190 14H189V13ZM192 12V13H191ZM195 12V13H194ZM215 12V13H214ZM256 12V13H255ZM177 13V14H176ZM180 14V16H179V14ZM235 13V14H234ZM252 13V14H251ZM254 13V14H253ZM259 13H261V15H263V16H261ZM198 14V15H197ZM205 14V15H204ZM256 14V15H255ZM147 17H146V16ZM177 15V16H176ZM189 15V16H188ZM231 15V16H230ZM258 15H260V16H258ZM149 16V17H148ZM185 17V19H184V17ZM188 16V17H187ZM196 16V17H195ZM202 16V17H201ZM234 16V17H233ZM258 16V17H257ZM166 17V18H165ZM179 17H180V19H179ZM192 19H191V18ZM259 17H261V18H259ZM154 18V19H153ZM156 18V19H155ZM177 20H176V19ZM211 18V19H210ZM225 18V19H224ZM231 18V19H230ZM237 18V19H236ZM258 20H257V19ZM147 19V20H146ZM150 19H151V21H150ZM153 19V20H152ZM188 19V20H187ZM191 19V20H190ZM194 19V20H193ZM197 19V20H196ZM200 19V20H199ZM204 19V20H203ZM247 19V20H246ZM255 19V20H254ZM165 20V21H164ZM184 20H185V22H184ZM199 20V21H198ZM253 20V21H252ZM257 20V21H256ZM161 21V22H160ZM194 21V22H193ZM196 21V22H195ZM220 21V22H219ZM238 21V22H237ZM245 21H247V22H245ZM255 21V22H254ZM261 21V22H260ZM151 24H150V23ZM156 22H157V24H156ZM167 22V23H166ZM172 22V23H173ZM181 24H180V23ZM222 22V23H221ZM251 22V23H250ZM253 22V23H252ZM257 22V23H256ZM149 23V24H148ZM160 23H162V24H160ZM186 25V27L183 25ZM185 23H187V24H185ZM192 25H191V24ZM196 23V24H195ZM217 23V24H216ZM227 23V24H226ZM243 23V25H240V24H242ZM248 23H249V25H248ZM256 23V24H255ZM156 24V25H155ZM159 24V25H158ZM176 24V25H175ZM154 25V27H152ZM158 25V26H157ZM163 27V28H161V26ZM187 25H190V26H187ZM193 25H194V27H193ZM233 25V26H232ZM248 25V26H247ZM252 25H254V26H252ZM260 25V27H258ZM174 26V27H173ZM182 26V27H181ZM183 26L185 27V28H183ZM206 26V27H205ZM210 26H212V27H210ZM242 26V27H241ZM246 26V27H245ZM256 26V27H255ZM264 26V25H263ZM144 27V28H143ZM157 27H160V28H157ZM166 29H165V28ZM193 27V28H192ZM205 27V28H204ZM210 27V28H209ZM227 27H228V29H227ZM232 27V28H231ZM233 27H235V28H233ZM241 27V28H240ZM148 29V30H146V29ZM151 28V30L152 31H155V32H157V33H159L160 31H161V33H159L158 34V37H159V39H158V37L156 38V37H153L152 39L151 38H149V37H152V35H154V34H156L155 32H153L154 34H151V36H148L147 34H148V32L150 31L149 29ZM157 30H155V29ZM182 28H183V30H182ZM188 28V29H187ZM219 28V29H218ZM239 28H240V30H239ZM245 28H246V30H245ZM154 29V30H153ZM158 29H160L159 30V32H158ZM180 29H181V31H180ZM206 29V30H205ZM260 29V30H259ZM144 30L146 31L145 33H144V35L146 34V36H143V32H144ZM164 30H169L168 32L170 33V31H171V34H170V36H169V33H167V35H165L166 33H165V31ZM226 30V31H225ZM228 30V31H227ZM233 30V31H232ZM241 30L243 31V32H241ZM255 30H257L258 32L256 33V32H254ZM174 31V32H173ZM177 31V32H176ZM186 31V32H185ZM190 33H188V32ZM193 31V32H192ZM195 31H196V34H195ZM163 32V33H162ZM183 32L185 33V34H183ZM207 32V33H206ZM209 32V33H208ZM211 32V33H210ZM239 34H238V33ZM253 34H252V33ZM150 33V32H149ZM152 33V32H151ZM165 33V34H164ZM172 33L174 34V36H176V39H178V40H175V42H176V44H177V46H176V44L173 42L174 41V36H173V38L172 39H170L171 38V35H172ZM176 33V34H175ZM188 33V34H187ZM194 33V34H193ZM227 33V34H226ZM231 33H234V35H232ZM249 33L250 34H252V35H250L251 36V38H250V36H249ZM179 34V35H178ZM181 34V35H180ZM186 34L188 35V36H186ZM202 34H204L203 36H202ZM231 34V35H230ZM255 34V38H254V35ZM257 34V35H256ZM260 36H259V35ZM150 35V34H149ZM183 35V36H182ZM207 35V36H206ZM225 35V36H224ZM229 35V36H228ZM237 35V36H236ZM238 35H240V36H238ZM154 36H157V35H154ZM163 36V37H162ZM165 36V37H164ZM178 36V37H177ZM205 36H206V38H205ZM249 36V37H248ZM167 37H170V38H167ZM228 37V38H227ZM259 37V39L261 40H257V38ZM147 40H145V39ZM155 38V39H154ZM162 38V39H161ZM184 38V39H183ZM204 38V39H203ZM227 38V39H226ZM143 39V40H142ZM150 39V41H148ZM155 41H154V40ZM201 39V40H200ZM213 39V40H212ZM225 39V40H224ZM235 39V40H234ZM251 39V40H250ZM145 40V41H144ZM232 40V41H231ZM234 40V41H233ZM171 41V42H170ZM225 41V42H224ZM248 41H249V43H248ZM168 42V43H167ZM178 42H181V44L180 43H178ZM185 42H187V43H185ZM221 42V43H220ZM253 42V43H252ZM161 43H166L165 45L164 44H161ZM169 43H171V44H169ZM172 43H174V45L176 46L175 48H173L174 47V45L172 44ZM200 43V44H199ZM204 43V44H203ZM245 43V44H244ZM199 46H198V45ZM202 44V45H201ZM218 44V45H217ZM221 44V45H220ZM224 44H227V45H224ZM231 44H232V46H231ZM247 46L246 47V49H245V46ZM146 45H148L149 47H145ZM161 45H163V47L161 46ZM168 45H170V46H168ZM198 47H197V46ZM215 45V46H214ZM234 45V46H233ZM243 47H242V46ZM254 45V46H253ZM251 46H253L252 48H251ZM169 47V50L171 49V51H169V50H166L167 48ZM194 47V48H193ZM197 47V48H196ZM201 47V48H200ZM211 47V48H210ZM222 47V48H221ZM241 47H242V49H241ZM146 48V49H145ZM148 48V49H147ZM172 48H173V50H172ZM186 50H185V49ZM193 48V49H192ZM196 48V49H195ZM214 48V49H213ZM233 48V49H232ZM237 48H239L240 50H238ZM250 48V49H249ZM254 48V49H253ZM150 49V50H149ZM256 49V50H257ZM156 50V51H157ZM163 50V51H162ZM191 50H192V52H191ZM211 50V51H210ZM226 50V51H225ZM167 51V52H166ZM168 51H169V53H168ZM201 51V52H200ZM206 51H209V52H206ZM234 51H236V54H234L235 52ZM213 52V53H212ZM216 52V53H215ZM234 52V53H233ZM150 53H152V50H151V52ZM168 53V54H167ZM212 53V54H211ZM251 55H250V54ZM207 54V55H206ZM247 54V55H246ZM153 55H155V56H153ZM202 55H204V56H202ZM194 56V58H192ZM229 56V57H228ZM252 56H255V57H253L252 58ZM262 56V57H261ZM246 57H248V58H246ZM259 57V58H258ZM239 58H240V60H239ZM166 59V60H165ZM192 59V60H191ZM196 59H198V60H196ZM254 59V60H253ZM200 60H201V62H200ZM206 62H205V61ZM242 60V61H241ZM251 60H252V62H251ZM194 61L196 62V63H194ZM238 61V62H237ZM255 61V62H254ZM186 62V61H185ZM223 62V63H222ZM219 63V64H218ZM221 63V64H220ZM256 63V64H255ZM260 63V64H259ZM257 64H259V65H257ZM170 65V64H169ZM199 65V66H198ZM241 65V66H240ZM254 66V65H256L255 67V69L256 70H254V68L253 67H251V69H253L250 73H248L249 71H248V68L250 67V66ZM214 68H213V67ZM246 66V67H245ZM247 66H249V67H247ZM260 66V67H259ZM197 67H195V68H197ZM201 67L199 68V69H201ZM211 69H210V68ZM232 67V68H231ZM245 67V68H244ZM195 69L194 71H193V73H192V76H193V78H196V76L198 75V70L199 69ZM219 68V69H218ZM258 68H260L259 69V71H258ZM262 68V69H261ZM208 69H210V70H208ZM228 69V70H227ZM246 69V70H245ZM250 69V68H249ZM177 70H175L174 72H176ZM226 71V72H225ZM228 71V72H227ZM245 71V75L243 74V72ZM256 71V72H255ZM226 74H225V73ZM259 72V73H258ZM222 73H223V75H222ZM237 73H241V74H243V75H241V77L237 80L236 78H237ZM260 73H261V75H260ZM179 74V73H178ZM220 74L222 75V76H220ZM225 74V75H224ZM175 75H177V72L175 73ZM195 75V76H194ZM251 75H252V77H251ZM255 75V78L253 77ZM259 77H258V76ZM179 76V75H178ZM215 76V77H214ZM217 76V77H216ZM219 76V77H218ZM257 76V77H256ZM260 76H262L261 78H260ZM224 77H226V79L224 78ZM238 77H239V75H238ZM215 78V79H214ZM222 78H224L225 80H228L227 82H230L229 83V86H230V84L234 81V79H236L237 80V84L236 85H238L239 84V82H240V84H239V88H238V86H235L233 89L231 88V87H229V88H225V89H227V90H225L223 87V84H224V79H222ZM228 78V79H227ZM231 78V79H230ZM212 79V80H211ZM220 79H222V80H220ZM246 79H248L247 81H246ZM249 79H251V80H249ZM253 79V80H252ZM255 79H257V80H255ZM260 79H262V80H260ZM214 80V81H213ZM224 80V81H223ZM230 80H232V81H230ZM246 82H245V81ZM255 80V81H254ZM260 82H259V81ZM217 82V84H216V82ZM245 82V84H244V82ZM249 81V82H248ZM214 82V83H213ZM220 82V83H219ZM258 82V84H257V86H256V83ZM218 83H219V85H218ZM223 83V84H222ZM252 83V84H251ZM222 84V85H221ZM243 84V85H242ZM250 84V85H249ZM261 84H262V86H261ZM213 85V86H212ZM219 86V87H217V86ZM255 85V86H254ZM215 86V87H214ZM221 86V87H220ZM246 86H247V88H246ZM216 87H217V89H216ZM251 87V88H250ZM258 87V88H257ZM220 88H221V90H220ZM223 88V89H222ZM237 88V89H236ZM255 88H257V89H255ZM209 89V90H208ZM211 89V90H210ZM230 89V90H229ZM248 89V90H247ZM250 89V90H249ZM260 89V90H259ZM199 90V91H198ZM217 90V91H216ZM238 90V92H236ZM244 90V91H243ZM252 90V91H251ZM203 91H205V92H203ZM209 91V92H208ZM210 91H212V92H210ZM241 91H243V92H241ZM249 91V92H248ZM255 91V92H254ZM257 91V92H256ZM217 92H219V93H217ZM232 92H234V93H232ZM241 94H240V93ZM245 92V93H244ZM178 93H180V94H178ZM198 93V94H197ZM228 93V94H227ZM240 94L239 96H237V97H235L236 95L235 94ZM250 93V94H249ZM260 93V94H259ZM210 94V95H209ZM213 95V97L211 98V96ZM217 94V95H216ZM227 94V95H226ZM247 94V95H246ZM249 94V95H248ZM251 94L253 95V94H255V95H253V97H251ZM262 94V95H261ZM181 95V96H180ZM185 95V96H184ZM198 95H199V97H198ZM201 95H202V97H204V98H201ZM204 95V96H203ZM206 95H208L207 97H206ZM241 95H243V96H241ZM191 96V97H190ZM195 96H197V97H195ZM232 96V97H231ZM241 96V97H240ZM257 96V97H256ZM185 97H187V98H185ZM194 97V98H193ZM228 97V98H227ZM239 97V98H238ZM262 97V98H261ZM211 98V99H210ZM215 98V99H214ZM248 100H247V99ZM250 98H252V99H250ZM256 98H257V100H256ZM192 99H195V100H192ZM201 99H203V100H201ZM204 99H205V102H204ZM209 101V102H207V100ZM226 99V100H225ZM242 99L244 100V101H242ZM246 99V100H245ZM259 99V100H258ZM182 99H180V100H178V103L179 104H182L183 106L182 107H184L185 108V103L183 104L182 102H184ZM199 100H201V101H199ZM212 100V101H211ZM229 100V101H228ZM249 100H251V102L249 101ZM180 101H181V103H180ZM203 101V102H202ZM211 101V102H210ZM227 101V102H226ZM231 101L232 102H237V104H234V105H232V103H231ZM247 103H246V102ZM258 101V102H257ZM201 102V103H200ZM223 102V103H222ZM244 102V103H243ZM207 103V104H206ZM209 103H211V104H209ZM226 103V104H225ZM228 103V104H227ZM230 103V104H229ZM239 103V104H238ZM243 103V104H242ZM250 103V104H249ZM254 103H256V104H254ZM195 104V105H194ZM197 104V105H196ZM200 106H199V105ZM203 104V105H202ZM221 104V105H220ZM223 104V105H222ZM225 104V105H224ZM244 106V108L243 107H241L242 105ZM249 104V105H248ZM209 105V106H208ZM230 105V106H229ZM254 105V106H253ZM202 106V107H201ZM207 106H208V108H207ZM218 107V108H216V107ZM224 106V108H223V110H222V107ZM227 106V107H226ZM234 106H235V108H234ZM237 106H238V108H237ZM240 106V107H239ZM253 106V107H252ZM181 107V106H180ZM199 107H201V109L199 108ZM220 107V108H219ZM226 107V108H225ZM229 107V108H228ZM233 108V110H232V108ZM246 107V108H245ZM251 107V108H250ZM257 107V108H256ZM206 108V109H205ZM216 108V109H215ZM228 108V109H227ZM249 108V109H248ZM254 108V109H253ZM183 109V108H182ZM182 109H180L181 111H182ZM197 110L198 111V114H197V112H195V111H193V110ZM198 109H200L201 111H199ZM215 109V110H214ZM236 109H238V111L236 110ZM240 109V110H239ZM241 109H243L242 111H241ZM248 110V111H245V110ZM262 110V111H259V110ZM184 110V109H183ZM217 110H219V111H217ZM229 110L231 111V112H229ZM253 110V111H252ZM195 112V113H193L194 115H191L190 113H192V112ZM206 111H209V112H215V114L213 115L212 113V115L214 116V117H212L211 116V114L209 113V112H206ZM221 111H223V112H221ZM225 111H227V112H225ZM234 111V112H233ZM237 111V112H236ZM241 111V112H240ZM244 111H245V113H244ZM251 111H252V113H253V115H252V113H251ZM259 111V112H258ZM219 112V113H218ZM225 112V116H223L224 114H222V113H224ZM229 112V113H228ZM244 114H243V113ZM246 112H248V113H246ZM261 112H262V115H261ZM159 113V112H158ZM157 113V117H158V115H160V113L158 114ZM183 113H185L184 111H183ZM200 113V114H199ZM206 113H207V115H206ZM221 113V114H220ZM227 113H228V115H227ZM233 113V114H232ZM235 113V114H234ZM240 113H241V115H240ZM205 114V115H204ZM208 114H210V116L212 117H209V118H207L209 115ZM230 114V115H229ZM237 114V115H236ZM178 115V116H179ZM183 115V116H182ZM187 115V116H188ZM239 115V116H238ZM243 115V116H242ZM248 115H249V117H248ZM259 115V116H258ZM155 116V117H156ZM162 116V115H161ZM178 116H177V118H178ZM186 116V117H187ZM194 116V117H193ZM196 116V117H195ZM199 116V117H198ZM205 116V117H204ZM217 116H219L218 118H217ZM228 116V117H227ZM232 116V117H231ZM234 116V117H233ZM241 116L243 117L242 119H241ZM153 117H154V115H153ZM193 117V118H192ZM201 117V118H200ZM235 117H237V118H235ZM238 117H239V119H240V121L239 122H237L238 121ZM246 117V118H245ZM259 117H260V119H259ZM263 117V118H262ZM161 118V120H162V117H160ZM176 118V119H177ZM189 118H187V119H189ZM195 118V119H194ZM196 118L198 119V120H200V122L198 123L197 121H196ZM203 118V119H202ZM204 118H206V119H204ZM215 118V119H214ZM227 118V119H226ZM220 119V120H219ZM223 119H225V121L223 120ZM234 121H233V120ZM252 119V120H251ZM258 119V120H257ZM202 120H204V122L202 121ZM217 120V121H216ZM224 121V125H223V121ZM229 120V121H228ZM243 120H244V122H243ZM250 120V121H249ZM262 120V121H261ZM179 122V119H177L176 120V126H178L179 124H178V122ZM186 121V120H185ZM194 123H193V122ZM221 122V124H220V122ZM231 121V122H230ZM197 122V123H196ZM213 122V123H212ZM215 122V123H214ZM216 122H218V123H216ZM233 122H235V123H233ZM244 124H243V123ZM248 122V123H247ZM0 123H2L1 121H0ZM151 123H153L154 125H155V123L154 122H150L149 123V125H147V127H146V129L145 130H147L148 132H149V130L150 129H152L151 130V132L152 133H154L156 130H155V128L157 127V125L156 126H154L153 125V127H152V125H151ZM163 123L164 122H160L159 124H158V128L159 129H157V131L158 130H161L160 129V127H162L163 129L164 128H167V127H165V125H163ZM229 125H228V124ZM231 123V124H230ZM237 123H238V125H240V126H238L237 125ZM240 123V124H239ZM246 123V124H245ZM259 123V124H258ZM157 124V123H156ZM162 125V126H159V125ZM213 124V125H212ZM225 124H227V125H225ZM236 124V125H235ZM212 125V126H211ZM215 125V126H214ZM220 125V126H219ZM243 125H244V127H243ZM180 126H179V128H180ZM201 126V125H200ZM213 126H214V128H213ZM216 126H218L217 127V129H216ZM221 126L222 127H224L223 128V131H222V128H221ZM225 126H228V127H226L225 128ZM254 126V125H253ZM103 127H104V129L105 130H108V131H110V127L109 126H105V125H103ZM196 127V128H195ZM212 127V128H211ZM232 127V128H231ZM236 127V128H235ZM247 127V128H246ZM220 128V130H218ZM230 128H231V131H230ZM253 128V129H252ZM162 129V130H163ZM176 129V128H175ZM174 129V130H175ZM177 129H178V127H177ZM176 129V130H177ZM185 129V131H187ZM214 129V130H213ZM233 129V130H232ZM236 129V130H235ZM241 131H240V130ZM243 129V130H242ZM250 129V134L246 131V130H249ZM155 130V131H154ZM167 130V129H166ZM175 130V134H176V132L178 131H176ZM181 130V129H180ZM212 130L213 131H215V132H212ZM229 130V131H228ZM239 130V131H238ZM245 130V131H244ZM256 130V131H255ZM262 131L263 133V136H261L262 134H258L261 138H259L258 136H256V138L255 137H253V136H255L257 133H258V131ZM11 131V130H10ZM107 131V132H108ZM147 131H145L146 133H147V135H145V133H144V137H143V139L140 141V139H141V137L142 136H140V138H139V141H140V143H143V144H145L146 143V140H149V134H151L152 136H153V134L151 133V132H149V134H148V132ZM157 131L155 132V135H157V137L159 136L158 134L160 133V131H158V134H156L157 133ZM184 131V130H183ZM189 131V130H188ZM242 131H244V133H240V132H242ZM252 131V132H251ZM253 131H255L256 133H254ZM164 132L166 133V136H167V132L165 131V129H164ZM179 132H180V134H182L181 133V131H178L177 133L179 134ZM190 132V131H189ZM195 132H196V130H195ZM228 132V133H227ZM233 132H234V134H233ZM11 133H13V132H11ZM161 133H163L162 131H161ZM160 133V134H161ZM165 133H163L164 134V136H161V137H158L159 139H160V141L162 142H165ZM216 133V134H215ZM248 133V134H247ZM14 134V133H13ZM163 134H161V135H163ZM176 135L175 137L176 138H178V136L180 137V138H182V139H184L183 141L182 140H179L180 138H178V141H182V142H180V144L178 143V142H174L173 140H174V138H168L169 136H167L166 137V141L167 142H165V143H167V145L168 144H170V147L172 146V147H175V146H173V144L175 143H177L176 144V146H177V148L175 149V148H171L170 149V147H169V145H168V148L165 146H163L162 147V145H165V144H162L159 140H158V138L156 139L155 137H154V139H153V137L151 136V138L153 139H151V140H149L148 142H156V143H154L155 145L157 144H160V145H158V147L159 146H161V148H162V153H160V154H162L161 155V157H160V160H163V161H160L159 160V158L157 159V157L155 156L156 154H157V156L158 155H160V154H158V152H161V150H159L160 148H158L157 147V150H155L156 149V146H153L154 147V150H152L153 151V154L155 153V155H152V156H148V158L150 159H147V155L148 154H150L151 152H145V158H146V161L148 162V160L150 161V164L152 163V161H153V163H155L156 162V164H153L152 163V165H149V166H147V169H146V171L148 170V168H150L149 169V171H150V173H149V171H147L149 174L147 175L146 174V171H145V169H143V174H145V176L144 175H142V177H143V181H142V184H143V188L145 187L144 185H145V183H146V186L148 185V186H152V185H155L156 184V181H157V179H158V177H159V175H160V173L158 172V175H155V174H157V173H155V174H151V172L152 171H158L159 170V168L158 167H160V166H158L157 167V165H159V163L161 164L162 163V166L160 167V170H161V168H163L162 170H164V166L166 165H163L164 163H166L165 162V158L164 159H161V158H163L162 156H164L165 157V155L164 154H166L167 155V153H170V151L168 150V149H170L171 151H174L175 153H176V156L177 155H180V156H182V153L184 152V151H186V150H184L185 148H183V147H181V146H184L185 145V143H187V141H189V136L187 137V139L188 140H186L185 139V137H186V135H187V132H186V134L184 135V133L182 134V135ZM189 134V133H188ZM217 134H219L218 135V137H216L217 136ZM223 134V135H222ZM227 134V135H226ZM229 134H231V135H229ZM232 134H233V136L234 137H232ZM236 134V135H235ZM240 134V135H239ZM244 134V135H243ZM252 134H253V136H252ZM15 135V134H14ZM143 135V134H142ZM147 136H148V138H147ZM183 136V137H182ZM207 136L205 137V138H207ZM221 136V137H220ZM226 136H227V138H226ZM228 136H231V137H228ZM238 136V137H237ZM250 136H252L255 140H253V138L252 137H250ZM147 139H146V138ZM164 139H163V138ZM223 137H225V138H223ZM245 137H246V139H245ZM248 137H250V138H248ZM161 138L163 139V140H161ZM167 138L168 139H170V140H167ZM175 138V139H176ZM204 138V140H206ZM213 138V139H212ZM216 140H215V139ZM238 138V139H237ZM252 138V141L254 142H250L251 140H249V139H251ZM218 139V140H217ZM222 140V141H225V142H222L221 141V143H220V140ZM226 139H227V141H226ZM229 139V140H228ZM235 139V140H234ZM237 139V140H236ZM241 139L243 140V141H241ZM156 140H158V142H160V143H157V141ZM177 140V139H176ZM175 140V141H176ZM210 140V141H209ZM240 142H239V141ZM6 141V140H5ZM171 141H172V145H171ZM215 141V142H214ZM218 141H219V143H220V145L218 144ZM236 141V142H235ZM238 141V142H237ZM169 142V143H168ZM200 143L199 144H201V141H199ZM214 142V143H213ZM249 142V143H248ZM211 143V144H210ZM222 143H224V144H222ZM149 145H150V143H148ZM147 144V145H148ZM210 144V145H209ZM213 144H214V146L215 147H213ZM223 146H222V145ZM242 144V145H241ZM253 144V145H252ZM3 145L5 146H2V147H0L1 149L4 147V151H6V149H7V144H6V142H4L3 143ZM152 145H153V143H151V147H152ZM226 145V146H225ZM228 145V146H227ZM237 147H236V146ZM249 145V146H248ZM258 147V148H256V146ZM1 146V145H0ZM180 148H179V147ZM201 146V147H200ZM221 148V150H220V148ZM229 146H231V147H229ZM254 147V149L253 148H251V147ZM10 147V146H9ZM8 147V148H9ZM150 147V146H149ZM185 147H186V145H185ZM212 147V148H211ZM242 147V148H241ZM179 148V149H178ZM209 148V149H208ZM213 148H216V149H213ZM223 148V149H222ZM230 148V149H229ZM238 148V149H237ZM173 149V150H172ZM181 149H182V151H181ZM228 149V150H227ZM235 149V150H234ZM252 149H253V151H252ZM256 149H257V151H256ZM262 149V150H261ZM18 151H21V147H19L18 146V149H17ZM164 150V151H163ZM182 152H180V151ZM217 150V151H216ZM229 150H230V152H229ZM149 151H151V150H149ZM154 151H156V152H154ZM211 151V152H210ZM226 151V152H225ZM232 151V152H231ZM249 151V152H248ZM260 151V152H259ZM0 152L2 153V150H0ZM229 152V153H228ZM238 152V153H237ZM242 152V153H241ZM244 152V153H243ZM1 153H0V156H1ZM214 153H216V154H214ZM225 153V154H224ZM240 153V154H239ZM256 153V154H255ZM258 153V154H257ZM142 154H144V152L142 151ZM142 154H140V155H142ZM195 154H196V156L197 157H194L195 156ZM213 154H214V157H213ZM221 154V155H220ZM224 155V157H223V155ZM233 154V155H232ZM245 154H247V155H245ZM251 154V155H250ZM139 155V156H140ZM207 155H208V157H207ZM216 155V156H215ZM220 155V156H219ZM256 157H255V156ZM258 155V156H257ZM176 156H175V160L173 159V161H174V164L177 162V160L176 159H179L178 160V163H179V161L181 162L182 160V158L180 159L179 158V156H177L178 158H176ZM228 156V157H227ZM231 156H233V157H231ZM239 156V157H238ZM243 156V157H242ZM249 156H251V157H249ZM141 158H142V156H140ZM139 157V159H137V164H139V161L141 162L140 164H143V163H147L143 158V161H141L140 158ZM159 157V156H158ZM259 157V158H258ZM261 157V158H260ZM208 158V159H207ZM211 158V159H210ZM218 158V159H217ZM222 159V161H224V162H221V159ZM225 158V159H224ZM247 160H246V159ZM6 159H8V160H6V161H4L5 163H6V165L8 164V163H11V164H13V165H15V162L14 161H12L11 160V162L9 161V158H7L6 157ZM224 159V160H223ZM241 159V160H240ZM255 159H257V160H255ZM261 159H263V160H261ZM3 160H5V158L3 159L2 158V156L0 157V167L2 166V168H8L9 166H11V164H8L7 166L4 164V162H3ZM152 160V161H151ZM213 160V161H212ZM219 160V161H218ZM240 160V161H239ZM244 160V161H243ZM248 162H246V161ZM251 160V161H250ZM254 160H255V163H254ZM145 161V162H144ZM227 163H226V162ZM237 161H239L238 163H237ZM250 161V162H249ZM263 163H262V162ZM159 162V163H158ZM236 162V163H235ZM243 162H246V163H244L245 165H243V164H241V163H243ZM1 163H2V165H1ZM149 163V162H148ZM178 163H176V165L178 164ZM215 163H216V165H220L219 167L218 166H216L215 165ZM214 164V165H213ZM232 164V165H231ZM239 164V165H238ZM249 164V165H248ZM263 166H262V165ZM13 165H12V167H13ZM230 165V166H229ZM6 166V167H5ZM145 165L143 164V167H144ZM146 166L144 167V168H146ZM151 166H155V168L154 169H152L151 168ZM173 165H171V167H172ZM195 166V167H194ZM224 166V167H223ZM225 166H226V168H225ZM233 166V167H232ZM237 166V167H236ZM240 166V167H239ZM245 166V167H244ZM249 166V167H248ZM252 166V167H251ZM12 167L10 168L9 167V169L11 170L12 169ZM17 167V166H16ZM142 167V168H143ZM173 167H175V165L173 166ZM172 167V168H173ZM196 167V168H197ZM212 167V168H211ZM213 167L216 169V168H218V169H216L217 170V172L215 171V169H213ZM223 167V168H222ZM229 167V168H228ZM236 167V168H235ZM263 167V168H262ZM2 168H0V195H1V192H2V195H1V198H0V205H1V208H0V246H2V243H3V241H5L4 240V238L6 239V237H7V239L9 238V240H7V241H5V242H8V241H10V243L9 244H13V243H15V241H14V239L15 238H13V236L11 235L12 233H10V231H7V230H10V228H11V226H9V224L6 222L7 221V216H8V211H7V209L8 208H4L3 206H2V204H3V202H7L8 200V198H9V200L10 199H13V198H10V196L12 195L13 197H14V193H13V190L10 188V184L9 183H11V178H12V176L13 175H15L16 174V176H18L17 175V173H18V171H16V168H15V166L13 167V169H14V171H13V169H12V171L10 172L11 174L13 173V172H15L14 174H12V175H9L10 173L8 172V175L9 176H11V177H9L6 173V171H10V170H8V169H6V171H3L4 169H2ZM232 168V169H231ZM250 170H249V169ZM203 169V168H202ZM202 169H200V170H202ZM211 169V170H210ZM227 169H229V170H227ZM246 169V170H245ZM2 170V171H1ZM159 170V171H160ZM204 170V169H203ZM210 170V171H209ZM226 170V171H225ZM237 170H239V171H237ZM154 171V172H155ZM210 172V174H211V172L213 173V172H216V173H213L212 175H209L208 173ZM222 171V172H221ZM228 171H229V173H228ZM236 171H237V174H236ZM261 171H263V173L261 172ZM6 172V173H5ZM161 172V171H160ZM234 172H235V174H234ZM4 173V174H3ZM153 173V172H152ZM202 173H204V175H202ZM206 173H207V175H208V177H207V175H206ZM221 173V175H219ZM223 173V174H222ZM228 173V174H227ZM249 173V174H248ZM163 174H164V171H163ZM186 174V173H185ZM218 174V175H217ZM227 174V175H226ZM234 174V175H233ZM238 174H239V176H238ZM251 174V175H250ZM261 174V175H260ZM2 175V176H1ZM7 175V176H6ZM226 177H225V176ZM231 175H233V176H231ZM246 175V176H245ZM257 175V176H256ZM16 176H14L16 179H17V177ZM155 176V177H154ZM158 176V177H157ZM189 176H190V178H189ZM204 176H206V178L207 179H205V177ZM222 176H224V177H222ZM228 176H231V177H228ZM234 176H236V177H234ZM255 176H256V178H255ZM259 176V177H258ZM13 177V179L14 180H16L15 178ZM145 177V178H144ZM148 177H152L151 178V180L152 179H154L153 181H151V180H149L148 182L150 183V185H149V183L147 184V180L148 179H150V178H148ZM154 177V178H153ZM203 177H204V179H203ZM210 177H212V178H210ZM214 177H216V178H214ZM219 177V178H218ZM236 178L235 180H234V178ZM252 177V178H251ZM3 178V179H2ZM9 179V183H8V179ZM223 180H222V179ZM232 180H231V179ZM7 179V180H6ZM188 179H194L192 182L190 181V180H188ZM195 179L197 180H199L198 182H196L195 181ZM211 180L209 183H208V181L209 180ZM219 179V180H218ZM1 180H2V182H1ZM200 180L202 181V183L200 182ZM204 180H206V181H204ZM215 180V181H214ZM228 180H230V181H228ZM234 180V181H233ZM260 180V181H259ZM7 181V182H6ZM186 181V182H185ZM219 181H220V183H219ZM247 181V182H246ZM255 181V183H254V185H253V183L252 182H254ZM4 182H6V183H4ZM13 182V181H12ZM143 182H145V183H143ZM190 182V183H189ZM193 182H194V184H193ZM200 182V183H199ZM206 182V183H205ZM232 182V183H231ZM199 185H201V184H203L201 187H199L197 184ZM204 183H205V185H204ZM207 183H208V186L209 187H207ZM211 183H213V185H211ZM224 183H225V186H224ZM226 183H228L227 185H226ZM235 185H234V184ZM239 183H242L241 185H244V186H241V185H238L239 187H241V189L237 186V184H239ZM243 183H245V184H243ZM5 184V185H4ZM9 186H8V185ZM152 184V185H151ZM214 184H216V185H214ZM250 184V185H249ZM192 185H194L195 187H199V189L201 188H204V186H206L205 187V189L203 190L204 191V193L203 192H201V193H203L204 194V196H203V194L201 195V193L200 192H198L199 190H196V189H194L195 187L194 186H192ZM219 185V186H218ZM258 185H260L259 187H258ZM213 186H215L216 188H214ZM218 186V187H217ZM232 186V187H231ZM249 186V187H248ZM176 187V188H175ZM197 187V188H198ZM214 189V191H212V188ZM228 187V188H227ZM237 187V188H236ZM256 187V188H255ZM3 188V189H2ZM178 188H180V189H178ZM187 188V189H186ZM236 188V189H235ZM249 188H250V190H251V192H250V190H249ZM252 188L254 189L253 191H252ZM2 189V190H1ZM29 189V190H28ZM181 189L183 190V191H181ZM189 189H190V191H191V189H192V193H189L190 191H189ZM216 189V190H215ZM223 189H225V190H223ZM237 189H239V190H237ZM246 189H248L249 190V192L246 190ZM257 189V190H256ZM259 189V190H258ZM12 190V191H11ZM26 190V191H25ZM187 190V191H186ZM195 190V191H194ZM211 190V191H210ZM217 190H218V192H217ZM227 190H229V191H227ZM236 190V192H233V191H235ZM241 190H243L242 192H241ZM179 191V194L178 195H180V194H183L182 195V197H183V199H182V197H180V196H178V197H180V199L176 196L177 195V193H175V192H178ZM201 191V190H200ZM205 191H207V196L205 195ZM224 191H225V193H224ZM231 191V192H230ZM238 191V192H237ZM5 192V193H4ZM8 192H12V194L10 195V193H8ZM172 192H174V195L172 194ZM213 192H214V194H213ZM246 192V193H245ZM26 193V194H25ZM38 192H36V188H35V180L34 179H31L30 180V182L27 184V186H25L24 187V190H23V196H26V197H24V198H27V201H28V203L30 204V209H31V213H32V215H33V217H35L36 218V220L38 221V222H42V225H44V223H45V226L47 227V228H51L52 227V224H53V220L52 219H50V216H51V210L50 209H48V210H50L49 212L47 211V208L46 207H48L49 208V205L48 206H46L45 205V203L43 202V199H42V197H38V195H40L39 193L37 194ZM200 193V194H199ZM217 193V194H216ZM240 193V194H239ZM251 195H250V194ZM259 193H260V196L258 197L257 195H259ZM170 194H172V196L170 195ZM210 196H209V195ZM223 194H225V195H223ZM233 194H236V195H233ZM245 194V195H244ZM263 194V195H262ZM9 195V196H8ZM217 195V196H216ZM239 195H241V197L239 196ZM249 195V196H248ZM254 195V196H253ZM6 196H8V197H6ZM37 196V197H36ZM116 196V197H115ZM166 196H163V198H166ZM186 196H188V198H187V201L185 200V198H186ZM207 198H206V197ZM238 196V197H237ZM248 196V197H247ZM250 196H252V197H250ZM117 195H115V194H113L112 196H111V198H110V200H109V212H111V213H108L109 215H110V222H109V225H111V231L109 230V234H110V236L111 237H113V235H115L114 233V229H117V228H120V224H122V222L124 221V223L126 222V216L127 215H129L130 213H132V211L133 210H129V209H126V205L128 204V200L130 199L129 197V195L128 194H126V192H124L123 193V195H122V197H118ZM124 197V198H123ZM175 197V199H177V201H175V199H173ZM177 197V198H176ZM222 197V198H221ZM235 197H237V198H235ZM245 197V198H244ZM255 197L257 198V199H259V200H257V199H255ZM29 198V199H28ZM36 198H37V200H39V201H37L36 200ZM116 198V199H115ZM120 198L122 199V201H120ZM125 198H126V201H125ZM191 198V199H190ZM196 198V199H195ZM199 198H202V199H199ZM232 198H234V199H232ZM248 198V199H247ZM35 199V200H34ZM115 199V200H114ZM211 199V200H210ZM231 199H232V201H231ZM236 199V200H235ZM238 199V200H237ZM7 200V201H6ZM26 200V199H25ZM112 200V201H111ZM188 200L190 201V202H188ZM200 200H205L204 201V203L202 204L203 205V207H204V209H206V210H204V209H202V205H201V207H200ZM208 200V201H207ZM228 202H227V201ZM245 200V201H244ZM247 200V201H246ZM254 202H253V201ZM162 201V200H161ZM198 201L200 202V203H198ZM211 201V202H210ZM231 201V202H230ZM263 201V202H262ZM32 202V203H31ZM43 202V203H42ZM119 204H118V203ZM160 202V203H159ZM206 202V203H205ZM217 202V203H216ZM239 202H241V203H239ZM242 202H243V204H242ZM122 203V204H121ZM168 203L171 205V208L169 209L168 208ZM171 203H173V204H171ZM189 203V204H188ZM228 203V204H227ZM236 203V204H235ZM246 205H245V204ZM254 203V204H253ZM44 204V205H43ZM179 204V205H178ZM186 204V205H185ZM190 204H192V206H187V205H190ZM205 204L207 205V207L205 206ZM216 204V205H215ZM221 204V205H220ZM223 204H225V206L223 205ZM227 204V205H226ZM241 204V205H240ZM248 204V205H247ZM41 205H43V206H45V208L46 209H44V207L42 206L41 207ZM119 205V206H118ZM163 205V206H162ZM169 205V206H170ZM174 205H176L177 206V208H176V206H174ZM210 205V206H209ZM239 205V206H238ZM244 207H243V206ZM252 207H251V206ZM112 208H111V207ZM118 206V207H117ZM172 206H174V208L172 207ZM180 206V207H179ZM221 208H220V207ZM263 206V207H262ZM32 207V208H31ZM120 207V208H119ZM159 207H160V210L163 208H165L164 210L165 211H167V212H165V211H159ZM182 207V208H181ZM199 207L202 209V211H201V209L199 210ZM206 207V208H205ZM224 207H225V209H224ZM237 207H240L241 209H240V211H239V208L237 209ZM260 207H262V208H260ZM4 208V209H3ZM119 208V209H118ZM136 208V207H135ZM172 208H173V210H172ZM187 208H190V210L188 209L187 210ZM212 208V209H211ZM231 208H233V209H231ZM243 208H244V210H243ZM247 208V209H246ZM249 208H251V209H249ZM112 209V210H111ZM118 209V212H117V215L116 216H114V215H112V212L113 213H115L116 212V210ZM162 209V210H163ZM176 209H177V211H176ZM211 211H210V210ZM217 209H219V210H217ZM222 209V210H221ZM230 209V210H229ZM236 209H237V211H236ZM258 209V210H257ZM168 210H169V213H168ZM185 210V211H184ZM204 210V211H203ZM225 210H226V213H225ZM227 210H228V212H227ZM232 210L234 211V213H232ZM247 210V211H246ZM178 213H176V212ZM185 213H184V212ZM190 211V212H189ZM203 212V213H201V212ZM208 211V212H207ZM213 211V212H212ZM217 211H219L218 212V214H216L215 215V213H217ZM230 211V212H229ZM243 211H245V212H243ZM2 212H4V213H2ZM170 212H173V213H170ZM186 212H188L187 214L189 215V216H187V214H186ZM196 212V213H195ZM208 215V216H206V214ZM239 212V213H238ZM242 212V213H241ZM256 212H258V215H257V213ZM50 215H49V214ZM163 213L164 214H168V215H163ZM181 213H183V214H181ZM201 213V214H200ZM225 215H224V214ZM239 215H238V214ZM255 213V214H254ZM5 214V215H4ZM123 214V215H122ZM150 214V213H149ZM160 214H162V215H160ZM173 215V216H171V215ZM180 214H181V217H179L180 216ZM202 214H204V215H202ZM211 214L212 215H215V216H211ZM219 214L221 215L220 217H219ZM233 214V215H232ZM242 214V215H241ZM41 215H42V217H41ZM178 215V216H177ZM193 215V216H192ZM197 215H198V217H199V219H198V217H197ZM228 215H230V216H232V217H230V216H228ZM250 215H252L251 216V218H250ZM260 215V216H259ZM262 215V216H261ZM37 216V217H36ZM40 216V217H39ZM160 216V217H159ZM186 216V217H185ZM190 216H192V217H190ZM196 216V217H195ZM227 218H226V217ZM39 217V218H38ZM52 217V216H51ZM113 217V218H112ZM163 217V218H162ZM169 217V218H168ZM184 217V218H183ZM187 217H189V218H192L193 219V222L195 221V223H193L192 222V219L191 220H187L188 218ZM194 217V218H193ZM204 217L206 218V220L204 219ZM210 217H213V218H211L210 219ZM215 217V218H214ZM229 217V218H228ZM239 217V218H238ZM253 217V218H252ZM258 217V218H257ZM44 218V219H43ZM121 218V219H120ZM163 220H162V219ZM172 218H173V220H172ZM220 218V219H219ZM226 219V220H224V219ZM242 218V219H241ZM250 218V219H249ZM120 219V220H119ZM170 219V222H171V220H172V222L170 223L168 220ZM184 219H186V220H184ZM196 219V220H195ZM198 219V220H197ZM210 219V225H209V222H208V220ZM214 219V220H213ZM217 219H219V220H217ZM223 219V220H222ZM248 219V220H247ZM252 219V220H251ZM254 219V220H253ZM255 219H257V220H255ZM20 219L18 218V221H19ZM162 220V221H161ZM203 220H205L204 222H203ZM236 220V221H235ZM103 221H105V219L103 220ZM175 221V222H174ZM187 222V221H190L188 224L186 223L185 224V222ZM199 223V225L197 224V222ZM213 221V222H212ZM225 221V222H224ZM243 221H245V222H243ZM3 222V224L6 226H4L3 224H1ZM5 222V223H4ZM40 222V223H41ZM119 222V223H118ZM121 222V223H120ZM217 222V223H216ZM218 222L219 223H221L222 224V226H221V224H220V226H219V224H218ZM222 222H224V225H228L227 227L226 226H224L223 225V223ZM237 224H236V223ZM252 222V223H251ZM46 223H48V224H46ZM100 223H102V222H100ZM164 223V224H163ZM174 223V224H173ZM177 223H179V224H177ZM190 223H193V225L191 224V225H189ZM205 223H208V224H205ZM211 223H213V224H211ZM244 223V224H243ZM248 223V225H246ZM261 223V224H260ZM50 224V225H49ZM115 226H114V225ZM119 224V225H118ZM180 224L182 225V226H180ZM218 224V225H217ZM236 224V225H235ZM240 226H239V225ZM259 224V225H258ZM167 225H169V226H167ZM184 225V226H183ZM188 225V226H187ZM208 225V226H207ZM243 226V228H242V226ZM116 226H119V227H116ZM173 226V227H172ZM179 226V228H177ZM205 226H206V228H205ZM211 226V227H210ZM220 228H219V227ZM225 227V229H222V228H224ZM231 226H232V228H231ZM236 226H238V228L236 227ZM254 226V227H253ZM257 226V227H256ZM113 227V228H112ZM140 228H138V230L140 231V234L144 231V230H146L145 229V227H141V226H139ZM163 227H164V229H163ZM174 227H175V229H174ZM184 227V228H183ZM199 227V228H198ZM234 227V228H233ZM240 227V228H239ZM248 227H250V228H248ZM5 228H7L6 229V231H5ZM161 228L163 229V230H161ZM168 228H169V230H168ZM183 228V229H182ZM189 228V230H187ZM212 228V229H211ZM217 228H218V230L220 231V232H222V233H219V235H218V230H217ZM153 229V228H152ZM179 229H181L180 231H179ZM198 229V230H197ZM203 229V230H202ZM208 229V230H207ZM216 230V231H214V230ZM238 229V230H237ZM242 229H243V231L244 230H246V231H242ZM143 230V231H142ZM166 230V231H165ZM184 230V231H183ZM191 230V231H190ZM203 232H202V231ZM212 230V231H211ZM223 230V231H222ZM228 230V231H227ZM249 230V231H248ZM252 230V231H251ZM135 231H137V230H135ZM163 231H164V233H163ZM171 231V232H170ZM177 231V232H176ZM190 231V232H189ZM194 231V232H193ZM196 231V232H195ZM210 231V232H209ZM227 231V232H226ZM236 231H238V232H236ZM258 231V232H257ZM262 231V232H261ZM2 232H3V234H2ZM94 233H95V231H93ZM159 232V233H158ZM162 232V233H161ZM169 232H170V234H169ZM182 232H185L184 234H183V236H185V238L186 239H184V237H182ZM212 232V233H211ZM215 232V233H214ZM226 232V233H225ZM236 232V234H234ZM246 232V233H245ZM251 232V233H250ZM155 233H156V231H155ZM166 233V235H164ZM172 233V234H171ZM174 233V234H173ZM176 233V234H175ZM178 233H181V234H179L178 235ZM186 233H188V234H186ZM190 233H193V236H191L190 235V237L188 236ZM197 233V234H196ZM206 233V234H205ZM216 235V236H214V234ZM225 235H224V234ZM238 233V234H237ZM248 233V234H247ZM261 233V237L258 235V234H260ZM6 234V235H5ZM93 234V233H92ZM206 236H205V235ZM210 234H211V236H210ZM232 234V235H231ZM240 234H242V235H240ZM5 235V237H3V240H2V236H4ZM98 235V236H97ZM94 234L93 236H91V237H88V239H91L92 237L94 238V239H92V241L91 240H88V239H83V241L81 240V243H77V244H75L74 245V247H75V249H76V246L78 245V246H82V247H84V249L83 248H81V247H77L78 248V251L80 250V252H79V256H75L73 259H75V260H77V261H79V259H80V263H82V264H108V260H107V256L105 255V253H106V251H105V249L107 250V248H108V242H110L111 241V237L109 236L108 238L109 239H103V242H101V245H99L98 247L96 246V242H97V240L96 239H98L99 238V234ZM156 235V234H155ZM179 237H177V236ZM189 237H187V236ZM196 235V236H195ZM204 235V236H203ZM222 235V236H221ZM231 235V236H230ZM233 235H235V236H233ZM250 235V236H249ZM18 236H20V237H18ZM17 237L19 238V239H22L23 238V236H21V235H18ZM94 236H96V237H94ZM172 238H171V237ZM180 236H181V238H180ZM206 237L207 239H209V241L206 239V238H204L203 240H202V238L203 237ZM229 236H230V238L232 237V239H230L229 238ZM242 236H244V237H242ZM253 236H254V238H253ZM16 237V238H17ZM53 238H54V235L52 236ZM191 237H193V238H191ZM209 237V238H208ZM251 237V238H250ZM156 238H158V239H160V241H158ZM175 238H177V239H175ZM198 238V239H197ZM224 240H222V239ZM227 238V239H226ZM262 238V239H261ZM117 239V238H116ZM174 241H172V240ZM218 239V240H217ZM229 239H230V241H229ZM238 239V240H237ZM239 239H241V240H239ZM85 240V241H84ZM157 240V241H156ZM162 240V241H161ZM202 240V241H201ZM212 240V241H211ZM219 242H217V241ZM220 240H222V241H220ZM229 242H228V241ZM260 240V241H259ZM91 241V242H90ZM116 241V243H114ZM119 242V240H115L114 239V241L112 240L111 242H113V244L114 245H117V243ZM168 241H169V243H168ZM182 241V242H181ZM188 243H187V242ZM197 241H199V242H197ZM205 241H207V242H205ZM232 241V242H231ZM251 241V242H250ZM258 241V242H257ZM85 242V243H84ZM88 242V243H87ZM91 244H90V243ZM107 242V243H106ZM156 242H157V244H156ZM159 242H162V243H160V244H158ZM164 242V243H163ZM177 242H179V243H181V244H179V243H177ZM186 242V243H185ZM195 242H197V243H195ZM209 242V244L207 245V243ZM213 242H215V243H213ZM217 242V243H216ZM226 242L228 243V244H226ZM240 242V243H239ZM261 242V243H260ZM166 243H167V245H166ZM171 243V244H170ZM173 243L175 244V245H173ZM203 243H205V244H203ZM212 243V244H211ZM221 243V244H220ZM258 243V244H257ZM88 244H90V245H88ZM119 244V243H118ZM143 244H144V246H143ZM162 244V245H161ZM163 244H165V245H163ZM183 244V245H182ZM195 244V245H194ZM197 244V245H196ZM199 244H201V247H200V245ZM217 244V245H216ZM220 244V245H219ZM225 244V245H224ZM230 244V245H229ZM235 244V245H234ZM244 244V245H243ZM85 245H88V246H85ZM140 245L141 246H143V248H144V250L143 249H141L140 248ZM155 245H157V247H160V246H162L161 247V250H162V248H163V246H164V248H163V251H161V250H159L160 248H157ZM168 245L170 246V247H168ZM181 245L184 247V246H186V247H184V248H181ZM203 245H205L204 247H202ZM210 245L212 246V247H210ZM228 245V246H227ZM261 245V246H260ZM190 246H192V247H190ZM193 246L194 247H196L194 250H193ZM215 246V247H214ZM220 246V247H219ZM96 247H97V250H96ZM156 247V248H155ZM165 247H166V249H165ZM177 247V248H176ZM180 247V248H179ZM230 247V248H229ZM235 247V248H234ZM237 247H238V249H237ZM81 248V249H80ZM87 248H88V250H87ZM91 250H90V249ZM169 250H168V249ZM212 248V249H211ZM216 248V249H215ZM219 248V249H218ZM224 249V250H222V249ZM245 248V249H244ZM253 248V249H252ZM83 249V250H82ZM164 249H165V251H164ZM184 249V250H183ZM191 249V250H190ZM200 249V250H199ZM236 249V250H235ZM82 250V251H81ZM90 250V251H89ZM173 250H175V251H173ZM198 250V251H197ZM217 250V251H216ZM219 250V251H218ZM222 250V251H221ZM227 250L228 251H230V252H227ZM77 251V252H78ZM84 251V252H83ZM86 251V252H85ZM145 251V252H144ZM153 251V252H152ZM159 251H160V253H159ZM170 251V255H169V252ZM187 251V252H186ZM188 251H192V252H189L188 253ZM197 251V252H196ZM206 251H207V253H206ZM233 251V252H232ZM248 251V252H247ZM254 251V252H253ZM37 252V251H36ZM167 252V253H166ZM176 254H175V253ZM179 252H181V253H179ZM194 252V253H193ZM195 252H196V254H195ZM199 252H202L201 254H203V255H201ZM211 252V253H210ZM215 252V253H214ZM246 252L248 253V254H246ZM81 253H83V254H81ZM114 253V256H113V258L115 259L114 260V262H115V264H121V261L120 260H118L119 259V257H120V253L118 254V253H116L115 251L113 252ZM156 253V254H155ZM165 253V254H164ZM186 253V254H185ZM191 253H193V257H192V255H191ZM222 253H223V255H222ZM224 253L226 254V255H224ZM227 253L229 254V255H227ZM87 254H88V257H87ZM99 254V255H98ZM163 254V255H162ZM181 254V255H180ZM185 254V255H184ZM190 254V255H189ZM194 254H195V256H194ZM207 256H206V255ZM214 254V255H213ZM247 255V256H245V255ZM81 255H82V257H81ZM113 255V254H112ZM151 255V254H150ZM156 255V256H155ZM159 255H161L160 256V258H159ZM166 255V256H165ZM168 255L170 256V257H168ZM174 255H176V256H174ZM180 255V256H179ZM182 255H184V256H182ZM188 255V256H187ZM197 255V256H196ZM209 255H211V256H209ZM218 255V256H217ZM237 255H238V257H237ZM39 257V256H41L40 255V252L39 253H36V257ZM85 256V258H83ZM190 256V257H189ZM200 256L202 257V259H200ZM204 256V257H203ZM214 256V257H213ZM224 257V259H223V257ZM260 256V257H259ZM87 257V258H86ZM149 257V256H148ZM147 257V258H148ZM168 257V258H167ZM188 257V258H187ZM207 257H209V258H207ZM220 257V258H219ZM225 257H227V258H225ZM234 257V258H233ZM253 257V258H252ZM257 257H259L258 259L260 260H258L257 259ZM40 258V257H39ZM78 258V259H77ZM81 258H83L82 260H81ZM117 258V259H116ZM162 258V259H161ZM175 258V259H174ZM178 258V259H177ZM196 258V259H195ZM204 258L205 259H208V261L207 260H204ZM214 258V259H213ZM219 258V259H218ZM231 258V259H230ZM154 259H155V261H154ZM160 259V260H159ZM173 259V260H172ZM180 259V260H179ZM197 259H198V261H197ZM216 259H218L217 260V262L218 263H216L215 261H216ZM222 259V260H221ZM230 259V260H229ZM252 259V260H251ZM70 262H72V259L70 258ZM107 260V261H106ZM149 260H152V261H149ZM160 262H159V261ZM165 260H166V262H165ZM169 262H168V261ZM176 260V261H175ZM178 260V261H177ZM192 260H193V262H192ZM196 262H195V261ZM201 260V262H199ZM210 260V261H209ZM211 260H212V262H211ZM240 260H242V261H240ZM251 260V261H250ZM255 260V261H254ZM262 260V261H261ZM82 261V262H81ZM98 261V262H97ZM162 261V262H161ZM208 262V263H206V262ZM232 261V262H231ZM45 262V261H44ZM73 262H76V261H74L73 260ZM84 262V263H83ZM151 262V263H150ZM157 262V263H156ZM173 262H175V263H173ZM183 262V263H182ZM191 262V263H190ZM205 262V263H204ZM222 262V263H221ZM229 262H231V263H229ZM237 262V263H236ZM46 263V262H45ZM45 263H43V264H45ZM48 263V262H47Z\"/></svg>",
	"mask_w": 264,
	"mask_h": 264
}]
</instances>
